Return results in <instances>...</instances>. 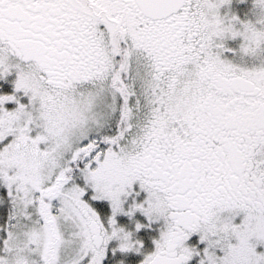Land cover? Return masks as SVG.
<instances>
[{
	"label": "snow or ice",
	"instance_id": "obj_1",
	"mask_svg": "<svg viewBox=\"0 0 264 264\" xmlns=\"http://www.w3.org/2000/svg\"><path fill=\"white\" fill-rule=\"evenodd\" d=\"M0 264H264V0H0Z\"/></svg>",
	"mask_w": 264,
	"mask_h": 264
}]
</instances>
